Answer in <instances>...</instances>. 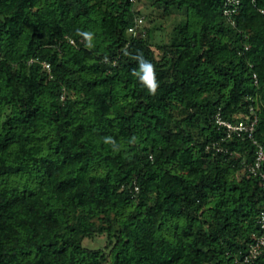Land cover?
Returning a JSON list of instances; mask_svg holds the SVG:
<instances>
[{"label": "trees", "instance_id": "obj_1", "mask_svg": "<svg viewBox=\"0 0 264 264\" xmlns=\"http://www.w3.org/2000/svg\"><path fill=\"white\" fill-rule=\"evenodd\" d=\"M223 3L0 0V264H242L263 230L264 0Z\"/></svg>", "mask_w": 264, "mask_h": 264}, {"label": "built area", "instance_id": "obj_2", "mask_svg": "<svg viewBox=\"0 0 264 264\" xmlns=\"http://www.w3.org/2000/svg\"><path fill=\"white\" fill-rule=\"evenodd\" d=\"M239 1L240 0H224L223 12L229 16L232 12H234L237 9ZM142 20H143L142 15H136L134 18V23L128 27V30L134 31L135 28L142 22ZM215 120L219 124L226 126V129L229 132L235 131L237 133H240L242 131H246L249 135H251L254 129V124L256 122V117L252 118L250 121H245L241 119V120H237L236 122H232L227 119H224L221 116V114L216 113ZM262 158H263V150L261 145H259L255 162L253 165L250 166V169L254 173H259L261 176H264L263 172L259 170ZM262 192L264 194V189ZM258 221L263 230L260 234L256 235L253 238V240L249 243L248 249L242 257L241 260L242 264H257L255 263V259L257 255L260 254L264 248V207L259 212Z\"/></svg>", "mask_w": 264, "mask_h": 264}, {"label": "clouds", "instance_id": "obj_3", "mask_svg": "<svg viewBox=\"0 0 264 264\" xmlns=\"http://www.w3.org/2000/svg\"><path fill=\"white\" fill-rule=\"evenodd\" d=\"M90 35V34H86ZM134 75L139 77V80L146 85L150 93H155L157 89V82L155 79V70L154 66L144 60L142 57L140 58V66L139 71L134 72Z\"/></svg>", "mask_w": 264, "mask_h": 264}, {"label": "rangeland", "instance_id": "obj_4", "mask_svg": "<svg viewBox=\"0 0 264 264\" xmlns=\"http://www.w3.org/2000/svg\"><path fill=\"white\" fill-rule=\"evenodd\" d=\"M144 3H140L138 7H142L143 11H148V9H146V7H143ZM156 13V12H155ZM142 15V14H141ZM144 16V14H143ZM154 16V15H153ZM174 22V18L172 17H157L155 16L154 19L149 22V25H164V30L162 29L161 31H159V34L164 32L165 30H167L168 26ZM86 244L91 245V246H99L102 245L104 243V237L103 236H96L95 238H91V239H85L84 240Z\"/></svg>", "mask_w": 264, "mask_h": 264}]
</instances>
